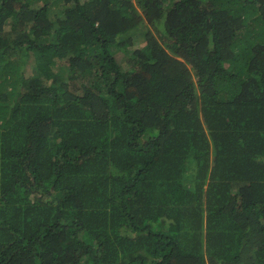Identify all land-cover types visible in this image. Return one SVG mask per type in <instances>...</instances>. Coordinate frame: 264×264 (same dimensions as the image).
I'll return each mask as SVG.
<instances>
[{
    "label": "trees",
    "instance_id": "16d2710c",
    "mask_svg": "<svg viewBox=\"0 0 264 264\" xmlns=\"http://www.w3.org/2000/svg\"><path fill=\"white\" fill-rule=\"evenodd\" d=\"M0 264H264V0H0Z\"/></svg>",
    "mask_w": 264,
    "mask_h": 264
},
{
    "label": "rangeland",
    "instance_id": "374dc122",
    "mask_svg": "<svg viewBox=\"0 0 264 264\" xmlns=\"http://www.w3.org/2000/svg\"><path fill=\"white\" fill-rule=\"evenodd\" d=\"M151 28H152V30L157 34V28H156V25L155 26H152L151 25ZM130 56V53H124V52H121V54H119L118 55V59H119V62L121 63V64H124V67H127V61H128V57ZM32 60H33V58H32ZM27 68H28V73H31L32 72V70H31V68H33L32 67V63H29L27 66H26Z\"/></svg>",
    "mask_w": 264,
    "mask_h": 264
}]
</instances>
